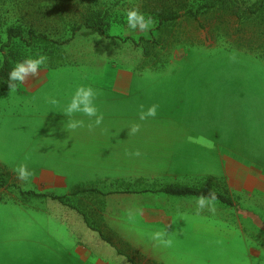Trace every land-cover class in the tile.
Listing matches in <instances>:
<instances>
[{
  "label": "rangeland",
  "instance_id": "rangeland-1",
  "mask_svg": "<svg viewBox=\"0 0 264 264\" xmlns=\"http://www.w3.org/2000/svg\"><path fill=\"white\" fill-rule=\"evenodd\" d=\"M158 1L0 0V47L9 26L62 29L90 8L108 13L116 38L82 29L68 44L16 39L0 51V67L7 57L11 70L47 57L40 79L15 90L0 81V264H88L75 255L79 243L104 252L101 236L123 254L119 264H132L128 256L134 264H264V0H234L241 10L261 6L244 20L220 8L196 18L182 10L163 25L152 11ZM133 9L152 18L150 29L128 27ZM79 86L99 90L101 125L64 115ZM152 105L156 116L140 120ZM69 119L83 126L68 129ZM79 149L88 152L73 156ZM21 165L30 179L18 178ZM210 179L231 205L178 200L172 206L189 213L182 227L179 217L172 225L144 217L171 207L159 189ZM77 188L94 191L73 195Z\"/></svg>",
  "mask_w": 264,
  "mask_h": 264
},
{
  "label": "trees",
  "instance_id": "trees-1",
  "mask_svg": "<svg viewBox=\"0 0 264 264\" xmlns=\"http://www.w3.org/2000/svg\"><path fill=\"white\" fill-rule=\"evenodd\" d=\"M171 1L173 0H159L156 3L154 9L152 10L153 13L157 16L161 25L175 21L180 18L182 16V10L185 11L184 15L196 18L198 15L201 14L203 10L210 11L212 9L220 8L225 11H232L238 17L239 20H244L249 14H256L261 9L260 6L257 10H253L252 8H246L245 10H241L239 4L234 0H203L201 4H198L196 9L189 6L186 0L173 1L174 4L172 6L170 3ZM182 3L183 5H185L183 6V8L180 7V5L182 6ZM111 24L112 23L108 18L107 12H105L103 9L94 10L93 8H90L89 11H79L77 17L74 18L71 23H69L62 29L58 27L41 28L39 26H36L35 24H31L30 26L26 27H22L20 25L9 26L5 29L6 42L1 45L0 51L5 54V49L7 47H10L13 41L16 39L23 41L28 47L34 46L38 43H49L51 45L68 44L82 29H86L92 33H96L100 36L110 38L112 42L115 43L116 38L110 35V30L112 26ZM10 71V62L8 58L5 57L4 63L0 67V81L7 85L10 83L8 79ZM2 185L3 182L0 177V186ZM89 191L94 190L87 188H77L72 194L78 195ZM157 192L170 196H193L210 200H220L221 202L226 203L228 205L232 204V201L230 199L226 198L225 196L219 194L214 190L211 179L208 180V182L203 187H191L170 184L166 187L159 189ZM22 195L35 197H42L41 195L44 196V194L37 195L30 191L22 192ZM48 197H50L52 200H58L64 205L68 204L63 196H56L54 194H51L48 195ZM101 237L109 244H111V246L116 248V246L110 240L104 238L103 236ZM118 253H120L119 250ZM128 260L134 264V261H132L129 256Z\"/></svg>",
  "mask_w": 264,
  "mask_h": 264
},
{
  "label": "clouds",
  "instance_id": "clouds-1",
  "mask_svg": "<svg viewBox=\"0 0 264 264\" xmlns=\"http://www.w3.org/2000/svg\"><path fill=\"white\" fill-rule=\"evenodd\" d=\"M127 24L130 29L147 30L153 25L152 18L145 17L144 14L133 9L127 12ZM47 57L45 55H39L38 57H28L23 61L16 64V66L10 71L8 79L10 81L9 87L12 90L23 84L29 76L39 77L40 71L46 67ZM100 94L98 89H94L91 86H79L75 93L72 95L70 102L64 109V115L71 117L74 113H83L89 118H95L94 123L99 126L103 122V115L98 114V108L95 103L96 97ZM55 104L57 101L53 98L50 101ZM157 114V106L152 105L146 112L142 111L139 115L140 120H145L148 117H155ZM83 120L69 119L66 127L71 130H75L78 127L83 126ZM132 133L139 131V125H133L130 129ZM139 155V153H135ZM17 176L20 180H28L32 177L33 173L26 165H21L15 169ZM204 199L200 200V204L203 205ZM165 232H155L151 238L157 240L159 243L165 246L171 245V239L165 238Z\"/></svg>",
  "mask_w": 264,
  "mask_h": 264
},
{
  "label": "crops",
  "instance_id": "crops-1",
  "mask_svg": "<svg viewBox=\"0 0 264 264\" xmlns=\"http://www.w3.org/2000/svg\"><path fill=\"white\" fill-rule=\"evenodd\" d=\"M41 77L39 76L38 79H40ZM85 152H88V151L84 149H79L78 152H74V154L72 155L77 156V157H82L83 153ZM100 156H106V155H100ZM171 197H172V200L170 199L172 201L171 207L168 206L169 208H167L166 211L162 210L161 208H152L151 210H147L144 215V217L147 218L146 220L150 222H158V221L165 220L167 222L170 221V225H172V222L174 220H177L179 217V220L182 221V225H181L182 227L183 222L187 220L189 213L186 212L185 208H182V207L177 208V205L174 207L172 205L175 204L178 200L182 201V199H186L188 197H179V196H171ZM69 232H75V231L71 229L70 227ZM115 232H127V231L125 230V228L124 229L116 228ZM181 232H184V231L182 230ZM79 244H80L79 251L78 253L75 252V255L78 254L77 257H79L81 261H84L88 264H119L118 255H123L121 253H118L117 251L118 249L114 248L110 244H109L110 246L106 244L107 246L105 247L107 248L104 249V252L100 251L98 248L94 247L92 244H87L85 242L79 243ZM108 247H110L109 250H108ZM92 258H95V261H92Z\"/></svg>",
  "mask_w": 264,
  "mask_h": 264
}]
</instances>
